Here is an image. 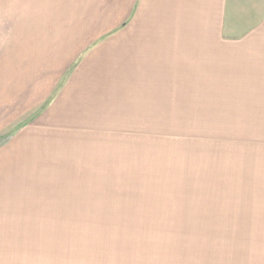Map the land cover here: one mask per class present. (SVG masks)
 Wrapping results in <instances>:
<instances>
[{"label": "rangeland", "instance_id": "374dc122", "mask_svg": "<svg viewBox=\"0 0 264 264\" xmlns=\"http://www.w3.org/2000/svg\"><path fill=\"white\" fill-rule=\"evenodd\" d=\"M228 1L217 22L197 6V39L136 77L46 48L88 26L89 1L0 0V151L35 126L55 161L0 177V264H264V0ZM136 12L104 40L145 25L164 47L173 28Z\"/></svg>", "mask_w": 264, "mask_h": 264}, {"label": "crops", "instance_id": "0c3cea01", "mask_svg": "<svg viewBox=\"0 0 264 264\" xmlns=\"http://www.w3.org/2000/svg\"><path fill=\"white\" fill-rule=\"evenodd\" d=\"M82 1H89V7H88L89 9L86 10L84 16V19H86L85 24H88V26L83 25V28L80 29V31L72 30L71 33H69L64 37L65 41L62 40L60 42H57L55 36L53 38L49 36L45 37V39L47 40L46 41L47 43H45L46 48L51 49V48L61 47L60 48L62 49L61 52L67 53L66 51L69 49V47H71V45L81 43V46L83 45V49L80 54V57L77 59V61L74 64V68L80 65V63L84 61L88 55H90V57L86 60L85 64L106 65L104 67L97 66V68L96 66L93 68L90 67V70H94V69L107 70L110 69V65H114V66L118 64L126 65L128 63L129 65L127 68L131 71L130 74L136 77H140L142 75V73L138 71L149 70V72H151L153 70V66H149V64H152L149 55L156 54L158 55V59L165 61L159 54H163L164 52L166 53V51L170 52V54H172L173 56L179 54L180 49L177 46H175L176 48H170L171 43L174 44L176 43L174 41L175 39L177 38L193 39V40L197 39V6L201 7L203 5H208L210 7L209 12L212 14L215 22H217L218 20V18H216L218 17V12H220L221 14H225V11L229 6L228 0H82ZM76 6L78 7L79 3ZM120 10L124 14V16L130 15V18L133 16L135 11H137L136 13L140 15V17L149 16L150 18L147 21L150 20L153 26H154L153 23H155L156 21L164 22L167 27L169 26L168 29L170 28L173 29H170L167 32L169 34L162 35V37L161 36L159 37L167 39L169 40V42L162 48L153 46L149 42V40L151 37H156V36H151L149 33L150 31H154V30H150V31L146 30L147 27L145 25L142 26L143 23L141 24L142 27L137 32L130 31L129 33H131V35H129V37H126L127 34H125L124 36L123 35L121 36V39L116 38L113 41H106L108 39L107 38L106 40H104V38L116 32L112 24V22L116 18L115 17L113 18V16ZM114 22H116V20ZM90 24L92 26L97 24V26L98 25L101 26L103 30L97 31L96 33L98 34H96L95 36L94 35L91 36V34H88L89 31L87 30ZM184 25L187 26L188 29H185V27L182 28V26ZM175 28L177 30H174ZM175 33L178 35H175ZM123 39L126 40L122 41ZM74 40H76V42H74ZM59 43L62 44L58 45ZM148 43H150L149 47H148ZM43 49L40 50V54L44 52ZM192 51L193 52H189V53L192 54L197 53V50L196 52L195 50ZM47 53L54 55L57 54L58 52L56 50H49L47 51ZM150 85L154 86L153 84ZM70 104L71 103L69 101L65 107L62 108L60 107L58 108V110L56 109V112L58 113L55 114L56 117L54 116L55 121H57L58 119L69 120L71 118H74V116H72L70 112H73L74 109H76L74 105H77V103H74V105L73 103L71 105ZM52 118L53 116L49 117V119H51L50 120L51 127L57 126V122L53 124L54 120H52ZM33 127L34 128L32 129L27 128L22 130V133L20 132L17 135L14 142L10 146H6L1 149L0 177H2L1 179H3V181L18 182V183L37 182L40 181V179L38 178L28 179L27 174L31 173L42 176L43 174H46L47 171L50 172L53 171L52 164L53 163L55 164V161L54 158L51 157L52 148L48 146L50 140L49 138H46L42 134L35 132L36 127L35 126ZM40 140H43V142H41ZM42 152H45L44 157L42 156L43 154Z\"/></svg>", "mask_w": 264, "mask_h": 264}]
</instances>
